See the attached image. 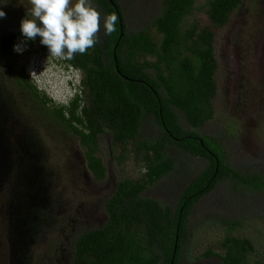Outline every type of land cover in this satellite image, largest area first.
Instances as JSON below:
<instances>
[{
	"label": "trees",
	"instance_id": "1",
	"mask_svg": "<svg viewBox=\"0 0 264 264\" xmlns=\"http://www.w3.org/2000/svg\"><path fill=\"white\" fill-rule=\"evenodd\" d=\"M92 1L103 16L115 12L119 19L116 32L110 36L99 32L100 42L94 48L67 60L81 71L82 96L76 94L64 105L52 101L44 92L41 95L48 101L46 107L54 122L56 120L78 138L87 168L94 178L102 180L106 173L99 154V137L104 133L110 134V149L119 146L124 149L127 143H134L143 170L137 178H122L116 182L105 203L104 223L74 239L70 264H182L189 239V216L201 197L225 177L255 190L263 187L259 174L245 176L227 161L218 139L197 131L215 113L213 99L217 93L218 62L214 30L229 22L242 0H206L204 12L209 25L196 19L190 21L196 0H160V11L151 24L156 35L146 28L128 31L117 0ZM16 15L26 16L19 10ZM3 19L0 18V24ZM20 35L18 32L0 33V65L5 59L9 71L12 67L8 57L16 56L12 46ZM2 74L0 70V101L6 102L4 94L9 88L4 87ZM20 74L23 86L38 95V89L29 81L23 67ZM3 109L2 106L0 120L9 115ZM145 120L156 123L161 134L155 138L142 137L140 130ZM11 132L5 131L6 134ZM170 147L206 160V165L184 186L174 207L142 195L149 186L174 170ZM19 154L22 156L21 151ZM124 156L121 153L115 158ZM19 162L12 152L6 158L4 171L7 178L12 170L11 176L20 187L14 193L16 206L19 211H28L23 215L27 223L11 217V237L16 243L21 238L17 235L15 221L25 224L21 229L23 240H27L34 237V231L30 230L34 222L28 223L31 214L38 219L35 209L30 210L21 203L18 190L24 184L23 175L38 168V183L42 187L45 183L43 168L38 163L31 165L32 162L22 160L23 173ZM224 224L227 232L220 241V252L209 250L203 256H217L219 264H262L259 260L249 261L254 245L248 237L233 234L236 223Z\"/></svg>",
	"mask_w": 264,
	"mask_h": 264
},
{
	"label": "rangeland",
	"instance_id": "2",
	"mask_svg": "<svg viewBox=\"0 0 264 264\" xmlns=\"http://www.w3.org/2000/svg\"><path fill=\"white\" fill-rule=\"evenodd\" d=\"M117 1L128 31L146 28L156 35L151 24L160 11V0ZM205 2L196 0L190 21L196 19L209 25ZM0 3L6 4V7L0 6L2 10H19L25 15L31 7L30 0H0ZM92 3L101 14L100 33H103L104 16ZM5 13L6 16L11 14ZM214 31L218 62L217 93L213 99L215 113L197 131L218 139L227 161L245 176L259 174L263 187L255 190L225 177L201 197L189 216V239L182 264H219L217 256L203 255L209 250L220 252V241L227 232L226 222L236 223L234 235L252 241L254 251L249 254V261L259 260L264 264V0H242L229 22ZM38 47L34 44L32 50L18 53L12 61L26 69L35 65L48 86L45 94L54 102L66 104L73 94L68 81L70 78L78 80L81 72L69 65L64 68L45 55H32L42 52ZM9 76L5 74L6 78ZM5 84V88L10 85ZM18 95L25 98L20 91ZM25 104V108L13 105L14 109L9 110L6 102L0 101L3 112L9 114L8 118L0 120V169H6L5 159L13 152L20 161L21 171L22 160L32 162L31 165L38 163L43 168L45 183L42 187L33 181L40 187L36 191L33 187L24 190L23 184L18 190L23 203L25 193L34 191L31 195H36V199L28 198L27 204L36 210L39 220L31 214L28 223L34 222L35 226L30 229L34 237L27 240H23L21 231L25 224L15 221L21 238L16 243L11 237V217L26 222L23 215L28 211H19L16 206L14 193L20 187L11 176L12 170L7 178L4 175L0 179V264H63L65 251L71 249L73 240L80 233L104 223L105 203L116 182L122 178H137L143 169L134 143H127L124 149L121 146L110 149V134L104 133L99 137V154L106 173L102 180L94 178L87 168L78 138L56 120L54 122L49 114L43 115L37 105ZM179 117L183 120L180 113ZM9 130L12 132L6 134ZM160 134L156 123L143 121L142 137L155 138ZM168 151L174 157V170L149 186L142 195L174 207L184 186L206 165V160L176 147ZM121 153L125 155L122 159L115 158ZM23 177L25 184L27 176Z\"/></svg>",
	"mask_w": 264,
	"mask_h": 264
},
{
	"label": "clouds",
	"instance_id": "3",
	"mask_svg": "<svg viewBox=\"0 0 264 264\" xmlns=\"http://www.w3.org/2000/svg\"><path fill=\"white\" fill-rule=\"evenodd\" d=\"M30 5L31 7L27 10L26 16L20 20L19 25L24 39L15 40L12 46L14 52H29L30 47L24 41L35 40L39 37L40 43L46 46L49 52L45 56L64 68L66 65L71 68L72 65L65 64L66 60L74 59L76 54H86L88 49L94 48L100 42L99 32L102 18L92 0H30ZM5 17L6 13L0 9V18ZM118 19L115 12L104 15L105 35L110 36L117 31ZM34 66L32 64L26 73L39 91L47 92L48 86L40 78L38 68ZM68 71L70 72V69ZM68 85L73 89L71 98L76 94L82 96L80 78L78 80L70 78ZM56 103L62 104L61 102Z\"/></svg>",
	"mask_w": 264,
	"mask_h": 264
},
{
	"label": "flooded vegetation",
	"instance_id": "4",
	"mask_svg": "<svg viewBox=\"0 0 264 264\" xmlns=\"http://www.w3.org/2000/svg\"><path fill=\"white\" fill-rule=\"evenodd\" d=\"M26 1V0H25ZM0 6H5L6 4L4 3H0ZM4 12H8L11 13L10 15L7 16V18H4L1 21L0 24V33H14V32H18L21 33L19 30V25H20V20L22 18H24V16L21 17H17L16 13L18 11H9L8 8L3 9ZM24 15V14H22ZM17 38H23L22 35L18 36ZM24 39V38H23ZM25 44H27L30 47V50H32L34 44H38V48L39 50H42V52H40V54L34 53L37 56H44L46 54H49L48 50L46 48H44V45H42L40 43V38L37 37L35 40H29V41H24ZM12 52L14 54H18L17 52H14V50H12ZM28 52V51H26ZM26 52H21V53H26ZM11 67H12V71H9L6 66H5V59H2L1 62L4 63L3 65H0V70L2 71V75L8 73L10 76L9 78H6L1 80L4 82L5 81L7 83H9V89H7L5 91V99H6V105L8 107V109H14L15 105L16 107L19 108V106H22V108L26 107L25 103H32L38 106V108L43 111V115L48 114L49 109L46 107V105L48 104V101L45 97H43L41 95V91L38 90V95H36L33 91L28 90L27 88H25L22 84L23 82V77L21 76L20 72H21V68L23 67V72L27 75L26 73V67L25 66H17L13 63L12 60H14V57H8ZM65 64H69V62L66 60ZM81 72V71H80ZM29 81L31 82L29 76L27 75ZM7 85V84H6ZM20 89V90H18ZM24 93L25 94V98H21V96L18 95V92ZM44 103V104H43ZM74 241V240H73ZM73 244L74 242L71 243V249L69 251H65V259H64V263L63 264H70V261L74 255V251H73ZM66 250V249H65Z\"/></svg>",
	"mask_w": 264,
	"mask_h": 264
},
{
	"label": "water",
	"instance_id": "5",
	"mask_svg": "<svg viewBox=\"0 0 264 264\" xmlns=\"http://www.w3.org/2000/svg\"><path fill=\"white\" fill-rule=\"evenodd\" d=\"M1 110V109H0ZM5 164H6V159H5ZM3 173H2V172ZM4 171L5 170H1L0 169V177H2L3 175H4ZM39 175H40V170L39 169H37V168H34V169H32V170H30V171H28L27 173H26V179H25V184H23V189L24 190H26L28 187V189H30V188H32L34 191H36L37 189H39L40 187H36L35 186V184L33 183V181L34 182H40V179L38 178L39 177ZM31 177V178H30ZM27 181H31V182H27ZM44 183V182H43ZM42 186V185H41ZM34 191H29V192H26L25 193V195L23 196V198H22V201H24V203L23 202H21L24 206H26V207H28L30 210H33L34 208H32V206H30V205H28L27 204V202L29 203V200H28V198H32V199H36V195H31ZM30 202H31V200H30ZM21 231H22V229H21ZM17 232V230L16 229H14V233H16ZM24 233V232H23ZM18 235V234H17Z\"/></svg>",
	"mask_w": 264,
	"mask_h": 264
}]
</instances>
